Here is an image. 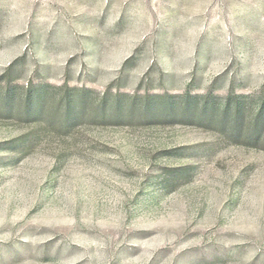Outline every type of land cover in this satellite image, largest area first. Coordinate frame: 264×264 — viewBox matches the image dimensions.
Listing matches in <instances>:
<instances>
[{
  "label": "rangeland",
  "instance_id": "374dc122",
  "mask_svg": "<svg viewBox=\"0 0 264 264\" xmlns=\"http://www.w3.org/2000/svg\"><path fill=\"white\" fill-rule=\"evenodd\" d=\"M262 103L264 0H0V264H264Z\"/></svg>",
  "mask_w": 264,
  "mask_h": 264
},
{
  "label": "trees",
  "instance_id": "16d2710c",
  "mask_svg": "<svg viewBox=\"0 0 264 264\" xmlns=\"http://www.w3.org/2000/svg\"><path fill=\"white\" fill-rule=\"evenodd\" d=\"M39 98V96H38ZM163 97L162 96H157V99H162ZM157 104H161V101H157L156 105ZM159 106V105H158ZM153 110V109H151ZM155 110V109H154ZM226 110V109H225ZM236 115L239 113V110L236 109ZM264 115V103L260 104L259 106H257L256 108V117H261Z\"/></svg>",
  "mask_w": 264,
  "mask_h": 264
}]
</instances>
